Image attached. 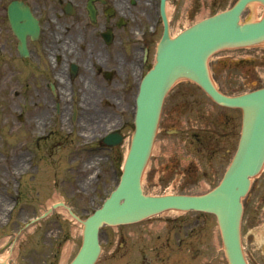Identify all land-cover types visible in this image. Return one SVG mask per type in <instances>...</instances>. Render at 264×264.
Listing matches in <instances>:
<instances>
[{
  "label": "flooded vegetation",
  "instance_id": "1",
  "mask_svg": "<svg viewBox=\"0 0 264 264\" xmlns=\"http://www.w3.org/2000/svg\"><path fill=\"white\" fill-rule=\"evenodd\" d=\"M21 1L29 2L45 30V38L44 41L29 42L30 55L27 58L18 53L16 43L14 52L0 41V131L1 124L6 122L7 99L13 98L9 111L14 113L15 118L18 174L20 179L23 176L32 179L37 205L50 192V179L65 177L68 164L79 159L74 152L80 147H74L73 142L80 143V139L87 138L86 135L82 136L87 129L94 131L93 137L89 138L91 141H83L81 147L87 148L86 145L92 144L95 148L88 150L93 153L91 160L98 162L95 168L100 173L114 176V148L103 146L101 140L106 133L114 130V112L119 108L114 107V100L118 99L119 94L134 96L136 83L151 68V34L162 31L163 22L161 0ZM220 1L223 0H211L209 6ZM38 2H42L41 5ZM168 2L172 6V24L176 15L193 18L200 10L198 0ZM67 3L71 8L69 11L65 10ZM207 5L201 4L204 8ZM7 7L8 4L0 0V39L6 37L8 31ZM59 22H63V25L55 26ZM42 48L43 51H40ZM145 51L147 59L144 61ZM136 52L139 53L137 59ZM135 68L136 81L130 78ZM120 85L123 86V93L119 91ZM193 93L176 91L169 97L166 105L168 114L162 119L161 126L167 132L180 127L182 117L192 113L191 109L195 107L197 119H186V125H189V120L193 123L192 127H195L194 124L203 125L212 137H208L210 141L199 137L186 139L173 145L169 152L160 150L154 155L147 177L156 180L161 187L172 181L180 186L186 177L196 176L201 170L204 172V167H201L203 155H184L183 150L194 148L196 153L202 154L207 149L213 154L206 159L211 164L224 146L235 141L241 128L242 112L229 109L218 114L209 112L204 100ZM105 129L109 131L97 137ZM172 135H181V132ZM4 159L5 155L0 154V161ZM165 172L171 176L166 180L163 178ZM54 183L68 198L71 192L66 185L70 186V182L63 180L61 185ZM254 186L258 192L254 197L251 194V199L246 201L243 220V231L247 234L245 244L253 251L257 231L262 236L260 250L264 248V171ZM81 189L86 191H76L85 195L81 197L84 201L90 190L95 193L98 188L95 185L89 190L85 187ZM96 199L97 195L92 204ZM68 204L71 205V201ZM143 223L146 222L132 227ZM176 225L178 228L181 226L179 223ZM206 227L207 224L201 225L196 221L190 229L191 233L182 234L175 229L170 233L132 234L126 251L122 235L114 234V228H104L101 246L110 259L99 264H119L123 257L119 256L120 252H126L128 264L191 262L182 260L183 249L193 255L196 263L199 253H208V247L200 243L206 237L202 235ZM166 229L164 227L160 231Z\"/></svg>",
  "mask_w": 264,
  "mask_h": 264
},
{
  "label": "rangeland",
  "instance_id": "2",
  "mask_svg": "<svg viewBox=\"0 0 264 264\" xmlns=\"http://www.w3.org/2000/svg\"><path fill=\"white\" fill-rule=\"evenodd\" d=\"M4 1L7 3L11 0ZM210 1L211 0H198L200 10L193 18L176 15L172 24V35H177L193 24L209 18L216 12L228 9L233 0H223L209 6ZM41 3L42 2H38L40 5ZM202 3H208V5L204 8L201 6ZM183 5H185V2ZM210 11L212 13L211 15ZM263 15L264 8L262 6L252 5L244 16V20H258ZM58 25H63V22L55 24V26ZM5 35L6 37L0 39V41L6 43L7 48L15 52V41L11 32L7 31ZM160 36L161 33L153 36L151 39L150 48L152 59L155 56L156 45ZM41 50L43 51V48L40 49V51ZM137 55H139L138 52H136L135 59H137ZM239 62H246L248 64L241 68L235 67ZM210 70L211 76L217 88L230 95H241L245 92H249L263 86L264 45L221 51L211 59ZM136 72V68L133 69L130 76V78H134L135 81ZM122 87V85L119 86L120 93H123ZM176 89L179 91L186 90L201 94L199 89L194 84L189 82L180 84ZM13 102V98L7 99L8 110L6 122L1 124L0 131V154L3 156L5 154V159L2 162L0 161L2 164V172L0 174V260L2 259L8 264H69L78 253L82 243L83 225L80 222L85 221L88 214H91L94 209L101 204V200H103V198L110 193L111 189L113 190L115 188L121 177L123 162L129 150L130 141L134 131V113L131 108V103L133 102L132 96L119 94L118 99L114 100V107H119L118 110L114 112V128H117L120 125V122H125V129L123 130V133L126 139L124 143L121 146H118L115 151L116 159L114 160L113 177L105 172L100 173V170L95 168L98 167V165L93 166L88 171H83L84 164L91 163L93 165L94 160H91L93 153L89 151L88 148L81 147L83 146V141L88 142L91 141V139H80V143L73 142L74 147H80V150L74 152L79 155V159L77 158L75 161H71V163L68 164L64 173L66 176L59 178L58 182L61 185V181H67L69 179L70 186L66 185V189L69 190L74 186L85 187L89 190L92 186L96 185L98 188L97 191L94 193L93 190H90V192H88V198L83 201L81 200L82 194L76 191L80 189L75 187L74 189H71V194H69L68 200L67 195L63 193L64 191L62 189L57 190L53 187V192L46 200L43 199L40 207L38 208L37 206L36 208H33V206L29 203L32 202V198L36 199L37 197L31 196L32 187L30 185L29 178H24L21 180L24 184L21 203L16 207L15 211L13 210L14 212L10 214L9 211L15 204L14 198L17 183L20 182V179L18 178V167L15 164L17 157L14 131L15 118L14 113L9 111V107L13 104ZM126 104L129 106L128 109ZM204 105L209 109V112L214 111L215 114L223 113L224 111L222 107H219L210 100H205ZM122 106H124V108H121ZM197 112L198 111L196 109H193L191 115H187L188 117L182 119V125L180 127L182 129H187L186 119H197ZM164 115H167L166 111H164ZM195 126L197 127L198 124H195ZM107 130L108 129L100 131L97 137L104 134ZM162 130L163 133L161 135L159 134L155 141V149L153 151L155 154H158L160 150H167L169 152L173 145L181 143L180 140L182 137L187 138V136L171 135L172 133L166 132L165 127L163 129L161 128V131ZM166 145H168V148H165ZM235 147V143L229 144L228 147L219 154V156L213 159L211 164L206 162V159L210 158L206 157L204 152L203 154L196 153L194 148H191L186 152L182 151L184 155H203L201 167H204V172L201 170V172L196 176L186 177L180 186L174 185L172 181L164 187L158 185L156 180L154 181L153 179L148 178L146 174L143 182L144 191L150 196H160L166 194H205L213 188L223 176ZM228 150H230V152H226ZM95 174L98 175V178H90L94 177ZM170 177L171 176L167 172L163 174L164 180ZM155 178H158V174L155 175ZM54 180L56 181V178H54ZM84 182L88 183L86 185H82ZM256 192L258 191L254 186L251 192L253 197L256 195ZM95 195H97V199L95 204H92L95 199ZM248 199H251L250 195L246 200ZM60 201H64L67 204L71 201L72 211L80 221L72 218L71 216L68 218L67 211L60 208L53 212L51 215L52 217L44 219L43 221L32 223L33 219H38L43 215V213L47 212V210L51 208L52 204ZM196 221H198L201 225L203 223L207 224L204 232H202V235H205L206 237H204L200 243L208 247V253H199V255L196 256L195 262L198 264L206 262L207 264H228L220 231L217 226V222L212 215L195 212H189L186 214L172 212L157 216L156 218L145 221L146 223L136 227L121 226L118 229H114V234H117L118 236L122 235L126 244V251L128 249L127 244L129 242L130 235L132 234L142 236L147 233H170L174 232L175 229L177 231L180 230L182 234L191 233L190 229ZM5 223L7 226H5ZM178 223L181 224L179 228L178 225H176ZM164 227L167 229L160 231ZM202 235L199 236L200 239H202ZM257 235L258 231L255 233L256 237H254L255 251L248 249L245 243V246L243 245L245 257L249 264H264V248L260 250L262 237ZM246 236L247 234H244L243 232V240H246ZM181 255L182 260L191 261H186L184 264H196L194 263L193 255L188 254L185 249H183ZM119 256H123L120 258L119 264H128L126 252H120ZM109 259L110 257L107 256V253H104L101 261H107Z\"/></svg>",
  "mask_w": 264,
  "mask_h": 264
},
{
  "label": "water",
  "instance_id": "3",
  "mask_svg": "<svg viewBox=\"0 0 264 264\" xmlns=\"http://www.w3.org/2000/svg\"><path fill=\"white\" fill-rule=\"evenodd\" d=\"M254 2L264 6V0H239L232 9L196 24L174 39L169 37L166 27L156 64L142 81L137 98L135 133L120 184L103 208L84 222L83 246L71 264L96 263L100 254L99 230L103 225L129 224L167 211L192 210L214 214L230 264H247L239 236L241 200L264 164V89L234 98L222 95L210 79L208 59L222 48L264 43V17L259 22L241 23L242 13ZM18 5L13 3L10 6L9 18L21 41L20 49L27 55L26 36L36 39L39 28L29 10ZM180 79L197 83L216 103L244 111L240 144L224 179L208 194L148 197L143 194L142 175L164 97ZM122 141L119 134H114V145Z\"/></svg>",
  "mask_w": 264,
  "mask_h": 264
},
{
  "label": "bare ground",
  "instance_id": "4",
  "mask_svg": "<svg viewBox=\"0 0 264 264\" xmlns=\"http://www.w3.org/2000/svg\"><path fill=\"white\" fill-rule=\"evenodd\" d=\"M136 67H137V64H136ZM132 111H133V109H132ZM112 128V127H111ZM110 128V129H111ZM93 132L94 131H92L91 129H87V131L84 133V134H82V136H90L91 134H93ZM152 154V153H151ZM16 165H19V162H16L15 163ZM91 167H92V164H86L85 166H84V169H87V170H90L91 169ZM89 180H90V178H89ZM89 182V181H88ZM87 182V183H88ZM86 182H84V183H82V185H86L87 184ZM79 185H81V184H79ZM1 215V214H0ZM2 260V259H1ZM1 260H0V262H1ZM3 261V260H2ZM4 262V261H3Z\"/></svg>",
  "mask_w": 264,
  "mask_h": 264
}]
</instances>
